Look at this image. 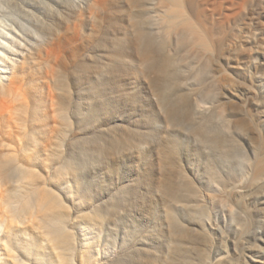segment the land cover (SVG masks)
<instances>
[{
    "label": "bare ground",
    "instance_id": "bare-ground-1",
    "mask_svg": "<svg viewBox=\"0 0 264 264\" xmlns=\"http://www.w3.org/2000/svg\"><path fill=\"white\" fill-rule=\"evenodd\" d=\"M44 1L0 0V16L8 10L18 11L19 18L32 23L35 11H30L31 8L36 6L39 15L46 14ZM74 1H81V10H72L56 0L62 14L57 15L58 25L55 21L48 26V21L40 27L46 39L18 16L13 18V29L1 31L0 23V264H135L137 261L145 264L141 255L136 254L145 248L141 239L137 241L142 245L139 249L130 246L115 254V249H103L99 237L101 215L92 205L81 207L75 200L74 187H68L73 179L68 178L69 171L76 177L75 145L67 147L69 152L63 160L62 127L68 116L72 117L78 102L75 106L69 95L70 99L65 95L61 66L69 65L66 58L70 52L75 61L93 53L92 47H87L92 53L86 48L80 55L76 51L87 40L84 34L87 23L93 29L98 22L104 25L103 34L97 33L89 40L90 46H99V51L104 52L98 55L104 59L103 62L97 59L99 63L116 64L113 66L119 68L134 61L151 62L155 72L165 78L160 82L165 85L164 90L180 91L175 95L185 114L189 113L194 122L200 119L215 125L210 123L214 133L204 124L208 134L213 135L210 138L206 135L197 138L193 136L195 133L189 136L196 139V144L203 145L205 151L222 153L245 171L238 184L228 187L225 208L234 214L237 209L233 210L232 206H239L247 226L248 204L255 191H261L256 200L264 204V62L257 65L259 74L245 72L249 62L256 64L251 58L253 53L264 51V34L255 33V45L250 47L243 28L236 27L235 18L239 15L235 11L236 3L243 7L247 0ZM117 1L123 3V9L117 6ZM113 6L120 10L114 12ZM245 13L249 19L257 17L252 11ZM86 67L91 70L95 65ZM200 77L206 82L203 91L195 87ZM211 90L216 94L209 101L204 97ZM197 126L203 133L201 125ZM68 133L74 135L73 130ZM237 134L253 142L252 150L238 152L224 146L226 139ZM72 139L75 141V136ZM167 139L165 153L161 154L166 155L172 144V139ZM169 190L175 203L187 202L180 188L171 185ZM183 207L188 208V203ZM169 216L172 219L175 214ZM168 224L178 234L177 221L169 220ZM244 229L237 227L243 232L239 239L242 244L239 250L244 252L242 263L264 264L248 253L251 239L264 242V229L256 227L251 231L248 227L247 232ZM187 232L188 229L176 235L178 242L172 249L171 264H230L225 257L216 263L208 261L205 253L189 262ZM201 245L202 251L204 248L208 251L211 238L207 236ZM215 251L214 245L211 252Z\"/></svg>",
    "mask_w": 264,
    "mask_h": 264
},
{
    "label": "rangeland",
    "instance_id": "rangeland-1",
    "mask_svg": "<svg viewBox=\"0 0 264 264\" xmlns=\"http://www.w3.org/2000/svg\"><path fill=\"white\" fill-rule=\"evenodd\" d=\"M45 1L46 14L39 15L36 6L31 8L30 11H35L32 23L19 18L18 11L14 10V13L8 10V13H2L1 31L10 27L13 29V18L18 16L41 38L46 39L45 31H41L40 27L48 21V26L55 21L58 25L56 18L62 9H57L56 0ZM58 2L64 3L63 5L71 7L72 10H81V1ZM117 2V6L123 9V3ZM240 4L236 3L235 7L237 15L239 11L238 17L235 18L236 27L243 28L247 34H244L245 39H248L249 46L253 47L255 33L264 34V0H247L243 7H239ZM117 6L112 7L114 12L120 10ZM248 11H252V15L260 16L259 19L247 18L245 12ZM59 16L61 17L60 14ZM88 24L90 23L84 28L85 40L88 41L83 42V45L79 44L75 50L78 54H83V49L92 47L93 53L91 49H88V53H92V57L95 53L97 56L95 54L92 58L90 55L75 61L74 55L71 56L73 53L70 52L66 58L69 65L61 66L65 95H69L75 106L78 102L75 112L72 111V117L69 115L62 127L61 139L65 142L63 160L69 152L68 148L72 144L75 145L76 177L69 171L68 178L73 179L68 187H74L72 190L75 192H72L81 207L92 205L101 215L103 221L100 224L99 237L102 248L109 251L115 249L113 254L121 253L130 246L139 249L142 245L139 246L137 241L141 239L145 248L136 254L141 255L145 264H171L172 249L178 242L176 235L188 229L185 234L188 236L189 262L205 253L208 261L214 263L225 257L230 264H243L244 252L239 250L242 245L239 239L243 232L237 230V227H246L245 232L248 227L251 231L256 227L264 229V204L256 200V197L259 199L261 191H255L254 197H250L249 222L246 226L239 206H232L233 210L239 211L234 214L225 208V202L229 198L228 187L238 184L245 177V171L241 170L236 161L225 159L222 153L205 151L203 145L196 144V139L189 136L195 133L193 136L197 138L212 137L213 135L208 134L205 129L207 125L214 132L212 123L207 120L202 122L200 119L194 122L189 113L185 114L184 107L179 105L175 95L180 91L164 90L165 85L161 83L165 78L155 72L151 62L139 64L134 61L127 66L121 64L119 68L113 66L116 64L108 63L109 66L105 64V68L104 63H99L104 59L98 56L103 51H99V46L93 47L94 45L90 46L89 43L95 34L105 31L104 25L101 22V25L99 22L95 23L93 29L92 25ZM252 53L251 55L255 56L250 60L256 64H247L246 75L259 74L261 71L257 70V65L264 62V51ZM89 64L95 65V68L91 67L93 72L86 70ZM245 72L241 74L242 78ZM158 79L161 81H157ZM205 83L203 77H200L195 87L203 91ZM215 94L216 91L211 90L204 98L213 100ZM79 97L82 99H78ZM198 124L201 125L203 133L199 132ZM188 127L191 128L190 132ZM72 130L75 141L71 133H68ZM150 134H154V137ZM167 137L172 139V144H169V149L166 150L171 153L168 151L165 155L161 153H165L163 148L168 142ZM252 145L253 142L244 140L240 134L224 141V146L232 147L238 152L252 150ZM171 185L181 189V193L188 198L187 202L177 204L173 201L172 194L168 193L171 191ZM186 203L188 208L183 207ZM173 206L175 211H172ZM172 214H175V217L169 219ZM169 220L177 221L178 234L169 228ZM207 236L211 238L212 246L208 251L206 248L202 251L201 243ZM214 245L216 251L212 253ZM248 245L252 246L248 253L257 257L254 260L264 262V249L255 248L264 247V242L251 239ZM250 263L255 264L252 261ZM135 264L143 263L137 261Z\"/></svg>",
    "mask_w": 264,
    "mask_h": 264
}]
</instances>
